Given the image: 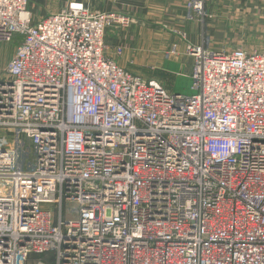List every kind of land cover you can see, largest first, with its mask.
<instances>
[{
  "label": "built area",
  "instance_id": "obj_1",
  "mask_svg": "<svg viewBox=\"0 0 264 264\" xmlns=\"http://www.w3.org/2000/svg\"><path fill=\"white\" fill-rule=\"evenodd\" d=\"M114 22L132 19L0 0V264H264V52L175 29L185 95L105 55Z\"/></svg>",
  "mask_w": 264,
  "mask_h": 264
},
{
  "label": "crops",
  "instance_id": "obj_2",
  "mask_svg": "<svg viewBox=\"0 0 264 264\" xmlns=\"http://www.w3.org/2000/svg\"><path fill=\"white\" fill-rule=\"evenodd\" d=\"M27 1L35 20L65 9L71 3L130 17L132 22L127 27L117 22L107 27L104 53L126 70H162V80H158L163 84L167 70H177L176 75L186 70L183 74L187 76L192 66V58L182 53V43L178 44V56L166 58L164 55L172 42L178 40L175 29L182 30L191 44L208 40L209 47L226 52L236 49L264 52V0H203V19L196 16L187 19L185 0ZM7 45L0 44V78L15 49ZM118 47L121 55L116 54Z\"/></svg>",
  "mask_w": 264,
  "mask_h": 264
},
{
  "label": "rangeland",
  "instance_id": "obj_3",
  "mask_svg": "<svg viewBox=\"0 0 264 264\" xmlns=\"http://www.w3.org/2000/svg\"><path fill=\"white\" fill-rule=\"evenodd\" d=\"M161 27H162V25H161ZM5 45H7V44H5ZM11 45L13 48H15V44L13 42L8 44L7 46H11ZM170 46H169V48H170ZM129 71L133 72L134 74L146 77V78L151 77V78H155L157 80L158 79L162 80L160 77V76H162L161 74H163L162 70H129ZM176 71L177 70H167V72L165 73L167 76L164 75V77L166 79V81L164 82V85L167 86L166 88L169 91L171 90L172 92H179L181 94L191 95L193 93V90L191 89V79L188 77V75L186 76L185 74H183L186 72V70H182V72L180 73L181 75H176V73H177ZM188 72H189V70H188ZM167 79H168V82H167ZM29 264H52V256L49 253L48 254H42V255H32L30 257Z\"/></svg>",
  "mask_w": 264,
  "mask_h": 264
}]
</instances>
